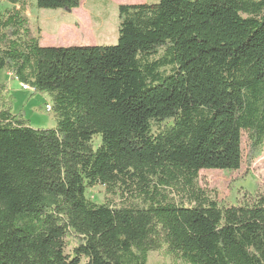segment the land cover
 Instances as JSON below:
<instances>
[{
	"label": "trees",
	"instance_id": "obj_1",
	"mask_svg": "<svg viewBox=\"0 0 264 264\" xmlns=\"http://www.w3.org/2000/svg\"><path fill=\"white\" fill-rule=\"evenodd\" d=\"M1 1L0 71L47 94L55 126L1 102L0 264H146L162 246L185 264H264V190L220 206L198 182L238 170L243 137L247 163L264 148V0L119 4L117 42L78 46H41L26 0ZM96 185L119 203L88 199Z\"/></svg>",
	"mask_w": 264,
	"mask_h": 264
},
{
	"label": "rangeland",
	"instance_id": "obj_2",
	"mask_svg": "<svg viewBox=\"0 0 264 264\" xmlns=\"http://www.w3.org/2000/svg\"><path fill=\"white\" fill-rule=\"evenodd\" d=\"M158 0H80L77 8L67 12L61 9H40L35 0H26L24 15L28 20L31 34L38 39L41 46H78L103 44L111 45L117 42L119 4L156 3ZM11 4L0 2V13L10 9ZM163 49L159 52L162 53ZM6 84V89L0 91V105L3 100L8 104L11 98L12 113H22L23 118L33 128H52L55 119L51 111H46L50 105L49 96L45 93L23 90L22 83L11 77L6 71H0V84ZM172 123L163 121L154 125L152 131L156 134ZM98 138L94 145L97 146ZM243 162L236 171L204 169L199 171V185L211 196H214L220 206L242 205L254 199L257 193L264 190V148L250 162H246L248 151L246 139H242ZM85 196L95 203H105L113 200L119 203L117 197L110 196L105 188L96 185L87 188ZM64 252L72 256V250L79 244V238L72 232L64 237ZM85 263V259L81 264ZM146 264H185L172 256L166 246L147 254Z\"/></svg>",
	"mask_w": 264,
	"mask_h": 264
},
{
	"label": "built area",
	"instance_id": "obj_3",
	"mask_svg": "<svg viewBox=\"0 0 264 264\" xmlns=\"http://www.w3.org/2000/svg\"><path fill=\"white\" fill-rule=\"evenodd\" d=\"M21 87H22L23 90H26V91H31V92L34 91V88L32 86L28 85V84L22 83ZM50 110H51L50 105H47L46 106V111L49 112Z\"/></svg>",
	"mask_w": 264,
	"mask_h": 264
}]
</instances>
